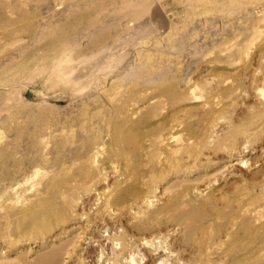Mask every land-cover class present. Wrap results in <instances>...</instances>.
<instances>
[{"label": "rangeland", "instance_id": "374dc122", "mask_svg": "<svg viewBox=\"0 0 264 264\" xmlns=\"http://www.w3.org/2000/svg\"><path fill=\"white\" fill-rule=\"evenodd\" d=\"M0 264H264V0H0Z\"/></svg>", "mask_w": 264, "mask_h": 264}]
</instances>
